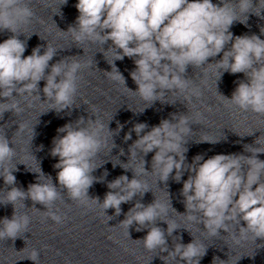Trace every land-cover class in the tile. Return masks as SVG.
Masks as SVG:
<instances>
[{
    "label": "clouds",
    "instance_id": "clouds-1",
    "mask_svg": "<svg viewBox=\"0 0 264 264\" xmlns=\"http://www.w3.org/2000/svg\"><path fill=\"white\" fill-rule=\"evenodd\" d=\"M67 3L68 0H62L60 6ZM75 7L79 15L75 26H69L66 32H71L77 43L86 40L98 43L103 49L100 52L104 58L105 52H113L114 58L110 62L105 58L111 66V71H105L106 74L127 90L138 93L148 102L146 108L152 107L156 101L167 103L163 97L168 92L188 90L190 80L186 78V72L189 66L205 68L215 65L218 71L217 91L224 72L243 73L245 79L235 82L237 87L231 98L222 96L242 111L264 116V39L256 34L233 36L230 31L237 21L248 26L249 14L264 19V0H219L216 4L212 0H78ZM238 14H244L245 19H239ZM33 15L25 0H0V31L6 30L13 34L0 43V120L7 111L19 114L23 110L16 100L17 96H36L41 100L39 83L42 80L45 81L42 89L46 98L44 101L51 102L46 112L68 110L70 114L73 108H78L75 101L79 73L83 68L91 67V61L82 64L74 58L70 60L74 56L64 57L50 65L57 49L48 44L43 54L38 45L33 48L31 55L24 56L27 42L18 38L22 34L18 29L29 23ZM56 15L63 18L60 7ZM260 33L264 35V27L260 28ZM106 44L107 49L104 47ZM221 53V59L208 62L209 58L214 59ZM125 57L133 59L136 66L130 72L137 85L135 91L126 86L125 77L115 64V61H122ZM191 94L200 95L195 88L191 89ZM171 117V120L162 119L150 129L147 123H136L125 134V142L132 139V132L137 136L129 146L128 162L120 161L117 156L119 163L112 165L113 168L119 165L125 172L131 170L133 178L120 175L108 182L109 191L102 202L99 197L92 198L88 194L94 183L102 182L108 175L107 170L103 177L93 175L108 162L105 160L100 165L95 163L101 150L107 147L105 125L98 117L85 119L81 116L57 129L50 155L58 157L53 167L58 170L56 179L59 187L41 167L33 172L25 165L28 171L37 174V182L30 183L26 191L15 186L17 180L13 173L18 171L17 164L8 166L16 155L15 148L10 147L12 142L6 137L4 129L0 128V178L6 186L0 189V205L13 206L11 218L0 219V241L11 239L14 242L22 238L27 242L24 234L29 232L31 218L26 213H17L18 206L27 208L24 203L27 199L33 202L31 208L37 209L36 204L43 205L46 211L42 212L57 224H62L64 218L58 214L59 209L53 210L56 201L62 199L61 190L66 191L70 200L99 204L103 215L107 217V223L114 219V216L107 215L108 209H114V215L119 216L122 204L131 202L137 195L142 198L151 191L145 182L137 178L148 172L157 173L160 182L166 186L170 177L180 183L185 172L188 173L181 189L187 219L197 221L196 214H199V223L203 224L209 235L219 236L221 230L227 233L230 224H236L239 225L240 239H246L251 234L255 241L264 240V160L259 159V154L264 153V142L261 141V135L254 141V145L258 146L244 144L243 153L216 154L207 159L203 154H197L188 163V140L185 136L192 131V123L187 114L173 113ZM109 122L107 131L112 136V152L117 147L113 137L124 126L117 122V129L112 131ZM23 128L24 125L18 126V130ZM34 137L33 127L31 141ZM220 140L204 139L197 143L215 144ZM42 149L43 145L39 150ZM151 152L155 154L151 160V171H148L144 157ZM124 154L121 148L119 155ZM137 156L142 157L139 166L129 167V161ZM7 186H11L10 189ZM168 195L167 204L156 199L147 205L137 201L119 225L127 230L128 236L133 224L137 225V232L148 229L146 236L138 241H142L144 248L150 252H166L167 256L160 255L164 264H167L168 257L178 260L179 264H200L208 247L197 243L193 236L187 244L180 242L182 236H173L180 227L163 218L168 215L169 207L176 212L169 192ZM157 221L166 223L167 229L157 226ZM166 236L175 240L171 250ZM259 247H264V244ZM23 259L37 264L39 253L33 249L19 260ZM217 261L227 264V261L214 256L212 264Z\"/></svg>",
    "mask_w": 264,
    "mask_h": 264
},
{
    "label": "water",
    "instance_id": "water-1",
    "mask_svg": "<svg viewBox=\"0 0 264 264\" xmlns=\"http://www.w3.org/2000/svg\"><path fill=\"white\" fill-rule=\"evenodd\" d=\"M212 2L214 4L219 3V0H212ZM254 11H257L256 9H254ZM262 15H264V12H262ZM238 18L241 20L245 19V15L244 14H238ZM237 26H239L240 28H242L243 30H245L246 32H248L249 34H256V35H260L261 39H264V35H261L260 33V28L264 27V19H261L260 17H257L253 14H249L248 16V21H247V25L245 26V24H242L240 22H234Z\"/></svg>",
    "mask_w": 264,
    "mask_h": 264
}]
</instances>
